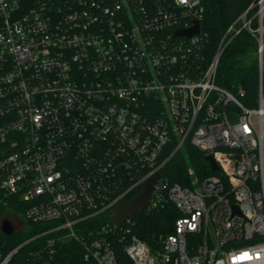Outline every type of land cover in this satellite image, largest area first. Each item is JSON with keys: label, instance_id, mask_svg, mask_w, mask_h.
<instances>
[{"label": "built area", "instance_id": "built-area-1", "mask_svg": "<svg viewBox=\"0 0 264 264\" xmlns=\"http://www.w3.org/2000/svg\"><path fill=\"white\" fill-rule=\"evenodd\" d=\"M201 4L0 0V205L25 207L4 219L10 236L0 223L25 236L0 240V264H118L117 243L131 264H264V0L253 107L216 84L244 17L205 71L188 64L200 32L174 34L199 22ZM186 142L218 171L172 182L166 167ZM155 176L137 214L180 217L153 251L132 234L137 214L110 220Z\"/></svg>", "mask_w": 264, "mask_h": 264}, {"label": "trees", "instance_id": "trees-1", "mask_svg": "<svg viewBox=\"0 0 264 264\" xmlns=\"http://www.w3.org/2000/svg\"><path fill=\"white\" fill-rule=\"evenodd\" d=\"M259 0H202V13L199 19L200 38L193 51L188 64L198 71H205L211 63L219 43L228 28L237 20V28H241V18L249 22V29H242L225 48L217 68L216 84L238 96L246 107H253L256 102L259 69L257 61L258 17ZM263 25V77H264V17ZM240 92L243 95H240ZM176 143L168 146L169 153L174 150ZM206 154L189 142L185 143L183 150L176 152L170 159L165 174L174 183L187 185L188 171L193 170L199 179L211 176L209 163L205 160ZM129 195L126 202L134 197ZM25 207L13 204L0 205V223L7 219L9 211L15 210L23 217ZM180 214L171 206L152 212H141L133 219L132 234L146 243L153 251L162 247L163 240L174 233L175 221ZM103 225L108 223L104 219ZM100 223V221H99ZM25 236L16 235L5 237L0 233V240L7 241L10 248L17 246ZM118 254V264H131L129 259L120 251L119 243L115 244ZM77 262L72 261V264Z\"/></svg>", "mask_w": 264, "mask_h": 264}, {"label": "water", "instance_id": "water-1", "mask_svg": "<svg viewBox=\"0 0 264 264\" xmlns=\"http://www.w3.org/2000/svg\"><path fill=\"white\" fill-rule=\"evenodd\" d=\"M200 32L199 22H196L194 26L185 30H178L175 32V36L192 37L198 35ZM205 160L209 163L211 171H218V166L213 155H208ZM158 176L153 177L147 181L144 185V190L139 193L135 198L129 200L127 203L118 205L113 210V215L110 220L111 225L122 226L124 222L135 216L138 212L143 210L149 202L151 187ZM1 230L5 236H10L13 232L12 226L8 220H3L1 224Z\"/></svg>", "mask_w": 264, "mask_h": 264}]
</instances>
